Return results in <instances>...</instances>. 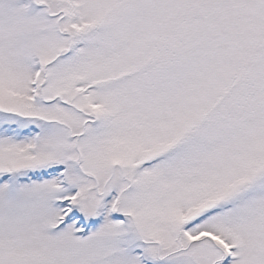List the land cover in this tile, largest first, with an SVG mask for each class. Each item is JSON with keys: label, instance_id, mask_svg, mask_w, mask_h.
<instances>
[{"label": "snow or ice", "instance_id": "snow-or-ice-1", "mask_svg": "<svg viewBox=\"0 0 264 264\" xmlns=\"http://www.w3.org/2000/svg\"><path fill=\"white\" fill-rule=\"evenodd\" d=\"M0 264H264V0H0Z\"/></svg>", "mask_w": 264, "mask_h": 264}]
</instances>
